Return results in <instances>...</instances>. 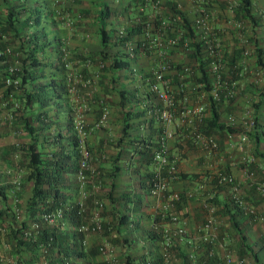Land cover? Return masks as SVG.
<instances>
[{
  "label": "trees",
  "instance_id": "1",
  "mask_svg": "<svg viewBox=\"0 0 264 264\" xmlns=\"http://www.w3.org/2000/svg\"><path fill=\"white\" fill-rule=\"evenodd\" d=\"M74 1L76 3V0H0V49L8 44L13 46L11 54L0 55V108L9 116L7 120H4L5 125L15 135V140L4 147V151H6L1 157L2 159H7L11 169H16V174L19 175V179L21 178L19 186H21L22 182L28 185V194L22 201V204L18 205V202H16L17 208L20 209L18 216L14 217L13 212L11 217L6 216L4 212L9 208L6 207L4 211L3 208H0V225L5 224L7 228L2 241H5V239L6 241L7 239L11 241V245H9L12 247L8 252L15 256L14 264H65V261H69L70 264H76V260H84L87 256L98 254L97 245L91 244L88 248L81 246L80 240L82 234L74 229L83 222V218L76 212L78 206L74 202L78 192V185L73 178V174L78 165L79 153L76 148V137L72 127L73 101L66 89V71L68 67H71L73 70L79 68L77 72L83 78H88L92 74L87 68L89 64L96 65V62L99 60L105 62V64L107 62L108 65L98 72V78L95 83L96 87H100L102 90L106 84L107 76L103 73L105 69L108 68V70L113 72V69L126 67L127 61L121 56L122 53H118L117 48L118 46L122 47L123 42L131 36L140 34L141 25L143 24V20H145L147 10L145 9V13L139 16L136 6L137 4L144 3L145 0H127L121 6V12L124 13L132 8L135 14L130 19V22L123 25L125 30L124 35L117 37V29L110 31L105 29V20L110 11L107 4L101 3L96 12V22L94 24L101 49L97 52L86 50L71 51L66 44L64 45L58 35H50L46 27H53V25L56 26L57 24L66 26L65 21L67 19L71 22L70 26H68L70 30L73 27L83 26L81 22L90 19L91 15L89 12L86 13V9L84 10L85 13L81 11L78 15L72 12L70 5ZM78 2L80 3L81 1ZM208 2L213 4L218 3L217 5L225 8L228 1L208 0ZM235 3L231 18L242 22V24H249L252 30L248 34V31L246 32L245 29L246 26L243 24L242 28L233 31L232 35L239 38L238 31H240L243 32L248 41H252V52L254 53L256 70L264 71V15L253 12L250 0H235ZM162 8V14L156 20L158 24L162 21L166 22L167 18L176 15L175 12H177L174 10L175 4L169 1L164 2ZM89 15L90 17H88ZM181 15L183 22L187 24L185 25L187 28L186 33L190 38V42L185 48L181 47L180 44L174 45L176 49L173 46H169L172 47L170 52L178 51L187 54L185 61H181L176 65L170 62V65H173V69L175 70V73L170 77V84L176 86V84L180 85L179 83L183 82L187 85L192 84L197 93L202 91L208 92L211 88L212 79L211 74L207 70L210 57L205 53L203 49L204 45L197 40L195 31L189 27L188 18L184 13H181ZM166 23H169L167 25L168 28L173 27V23ZM175 25L177 26L178 24ZM89 27L80 29L82 32H86ZM2 35L4 36L3 38H1ZM137 46H140V44ZM169 47L166 48L169 49ZM161 50L164 51L163 49ZM232 51V57L224 53L225 73L221 76L226 83L231 80L236 81L235 93L226 100L222 98L224 90L220 93L219 100H214L209 95L205 97L204 102L206 105L203 116L199 121L195 122L196 130H199L203 134H218L233 131H238L239 134L240 132L238 125L236 128H232L231 124L223 122L226 113L230 112L236 118L240 114H235L233 112L235 109L233 108L236 105L234 103L236 97L242 93L238 91V82L240 79L246 77L245 73L240 72L241 66H237L236 64L239 52L241 51L240 47L233 48ZM63 52L67 54L65 58L63 57ZM143 52L146 51L144 50ZM13 59L18 62L17 69L13 73L8 74L6 66L12 63ZM182 65L190 67L191 72L179 80L178 74ZM6 75L10 77L17 76L19 78V86L17 88L4 86L2 79ZM112 81L117 82V78L115 80V78L111 77V83H113ZM186 84L185 88H187ZM180 88H183L182 84ZM134 89L126 91L123 88H117L116 93L122 106L125 100L134 99L136 95V89ZM251 89L256 91V85H251L247 90L251 92ZM258 91V100L256 103H252L250 107L254 126L246 133L247 137L254 140H257L258 133L256 111L261 106H264V91L261 88ZM179 93L180 95L175 96V98H180L183 92L180 91ZM103 96L91 95L86 97L88 105H90V101L93 102L92 108L93 106L96 108L97 117L100 113L101 102L104 101ZM144 99L150 103L147 108L124 113L125 118L123 120L125 125L120 130V137L116 141V144L122 146L123 137L126 136L125 131L129 125L127 123L129 114L137 118L138 121L141 117V124L146 123L150 129L154 127L153 132L147 138H129L126 143L130 144L133 150H138L137 153L140 155L139 164L143 163L147 166L151 163L152 151L157 148V141L162 126L160 120L153 113L149 112L148 115L146 113L151 106L153 107L150 109L161 108L154 94L147 89V85H145ZM1 100L6 102L4 106H2ZM85 144L87 146V142ZM138 146L140 147L139 149H137ZM87 149L90 150L88 146ZM244 164L251 171V162ZM5 168L8 169L7 167ZM222 172L229 173L227 170ZM98 176H100V171ZM174 176L180 179L196 178L197 174L188 175L176 172ZM138 177V187L142 189L144 194H148L152 178L151 170L146 168L143 173L138 174ZM211 182L216 187L220 189L222 187L229 192L226 193L225 198L221 201L213 197L211 204L215 206V214L220 213L237 234V258L239 260L246 257L249 258L250 262L248 264H264L260 262L253 248H249L247 236L243 233L242 229V222L255 221L252 220L250 214H245L234 201L228 185L217 184L215 174ZM7 186L8 184H0V205H4L6 202ZM251 186L255 190L254 186ZM96 196L100 198L98 195ZM259 197L263 199L261 196ZM120 198L125 199L128 196L124 193L120 195ZM182 199L183 196L179 197L178 201L175 202L176 208L178 202ZM57 207L63 208V223L60 226L41 223L34 233L29 230L30 223L36 220L40 214ZM118 212L122 214L118 225L129 223L127 222L128 212L127 214L121 211ZM99 213L101 217L100 233L104 236L108 234V231L102 222L104 214L103 206ZM157 219L155 217L154 221L156 222ZM163 219L165 220V218ZM147 237L150 239L156 238L160 242L162 240L161 234L157 233L156 230H150L147 233ZM209 246V243L204 242L202 249L196 255L195 264L216 263V256L210 254ZM174 247V250H177L180 264H190L191 259H189L187 252L178 250V246ZM152 257H154L155 262L161 264V256L153 255ZM137 258L145 260L142 253H139ZM129 259L131 257L128 255L124 256L126 264H128Z\"/></svg>",
  "mask_w": 264,
  "mask_h": 264
},
{
  "label": "crops",
  "instance_id": "2",
  "mask_svg": "<svg viewBox=\"0 0 264 264\" xmlns=\"http://www.w3.org/2000/svg\"><path fill=\"white\" fill-rule=\"evenodd\" d=\"M78 1L81 2L79 3ZM176 1L180 4L182 13H184L188 19H191L193 17V12L189 7L188 0ZM226 1L229 2V0ZM126 2L127 0H76V3L74 1L70 5L72 12L78 15L81 11L85 13L84 10L86 9V13L89 12L91 15V17L90 15L88 16L91 20H83L81 22L83 26H77V28L73 27L71 30L68 26L58 24L56 26L53 25V27H46V29L50 35H58L64 45L66 44L71 51L86 50L97 52L101 49V46L99 45L94 24L96 22L95 15L100 4L104 3L109 7L110 14L105 20V29L110 31L127 24L130 22V19L134 17L135 13L132 8L130 9L133 11H129L130 9H128V11L124 13L121 12V6ZM250 2L254 13L264 15V0H250ZM212 9L214 15L213 27L220 40L223 53L232 57L231 53H233V48H238L239 46L241 49L236 64L237 66H241L240 72L245 73L246 77L240 79L238 82V91L242 93L235 99L234 103L236 105L234 104L235 106L233 109H235V111L233 112L235 114L242 113L244 109L251 111V104L256 103L258 100L257 94L259 88L264 91V71L256 70L254 53L252 52V41L246 40L245 43L247 44L248 52L245 55L242 53V48L246 45L242 43L243 40L232 35L234 30L227 20L229 16L226 6L223 8L217 5L216 8ZM244 24L246 26V32L248 31L247 33L250 34L252 29L249 24ZM84 27H89V29H87L86 32H82L81 29ZM140 37L141 34L131 36L127 45L122 44V47L118 46V53H122L121 56L127 61V65L124 68L113 69V72L108 70V68L105 69L103 73L107 77L105 81L106 84L102 90L95 85L93 89L86 90L85 92L83 91V93L91 91L89 92V96L96 95L101 97L104 95V102L106 101L108 109V115L103 125L94 127L92 124L96 120L98 114H96V108H94V106L92 108L93 102L90 101L89 109L91 107V110L87 112L86 118L87 124L90 127L86 142L87 146L90 148L89 151L92 157L91 164L95 169L100 171V182L102 183H100L98 187L100 188L99 191L97 189L95 194L98 195L102 201L104 211L102 222L108 231V234L104 236L99 232L85 234L86 248L91 244L97 245L101 238H105L113 246L114 253H116L114 264H126L124 260L125 255L131 257V259L128 260V264H158V262H155L152 255H154L153 253H155L157 248L159 249L160 241H157L156 238H148L147 233L150 232V230H156L157 233L162 235V230L166 225L169 228L175 227V225H182L184 233L188 236L187 240L184 239L186 242L198 238L199 232L197 231V227L204 219V206L207 203H211L213 197L218 201L223 200L228 192V190L226 191L222 187L221 189L216 187L211 182L213 175L219 171L222 172L227 170L234 176L240 196L258 209V212L262 214L264 218V200L257 195L256 191L253 190L251 186L252 181L264 180V106H261L260 109L256 111L258 117L257 140L247 137L245 141L239 142L238 131L218 134L213 133L218 143V149L216 151L203 150L194 145L191 141L185 139L184 133L193 127V123L188 121V119H181L179 115H176L167 126L173 133V137L167 142V147L176 163L177 171L188 175L197 174L196 178L180 179L174 177L169 182L168 189L177 193L179 197L183 196V199L178 202L176 208L178 223L168 224L159 213L160 205L163 200L144 194L142 189L138 187V174L143 173L146 168L151 169V165L146 166L143 163L140 165L138 162L140 160V155L137 153L138 150H133L131 145L126 143V141L132 137L136 139L147 138L151 132H153L154 127L151 129L148 128L146 123L141 124V117L138 121L137 118L129 114V117H127V123L129 125L125 131L126 136L123 137L122 146L116 144V141L120 137V130L125 125L123 120V118H125L124 113L142 110L150 105V103L144 99L145 84H140L136 76L130 72V69L135 68L137 74H147L152 68L160 65L163 60H166L168 68L163 71V74L170 79L172 74L175 73L173 65L171 66L170 62L176 65L187 59V54L178 51L170 52L172 47L168 49L165 48V45H161V49L164 50V57L158 55V53L154 51L143 52L140 46H137ZM234 39H236L237 42ZM131 48L133 50V55L130 54ZM106 65H108L107 62L105 67ZM87 68L89 72L93 73L101 71L98 70L99 68L95 64H89ZM78 70L79 68L75 69V71ZM190 72L191 69L189 73ZM111 77L115 78V80L117 78V82L112 81L113 83H111ZM253 84L256 85L257 90L254 91L251 89V92L248 91L247 89ZM115 86H117V88H123L126 91L135 88L136 95L134 99L125 100L122 106L118 99L116 93L117 88H115ZM169 88L171 90H169V92L173 94L172 96L174 98L180 95L175 85L170 84ZM182 92L180 98H175L176 102H181L185 98L189 105L196 102L198 93L192 84L187 85V88ZM159 103L160 107H162V102ZM240 110L242 111L240 112ZM146 113L147 115L149 114L147 111ZM240 115L241 114L237 116L235 125L231 124L232 128H236L237 119ZM4 120H7V115L0 108V184L2 185L8 184L13 175L4 174V171L9 173V170L5 168L8 163L5 162L6 159L2 160L1 156L6 151H4V147L15 140V135L12 134V131L8 130L9 128L6 127ZM223 122L225 124H230L225 120ZM246 162H251L252 167L251 171H249L252 172V177L247 176L245 173V171L248 170L244 164ZM20 185L21 186L12 193L11 186L8 184L7 187L9 191H6V204L0 205L3 211L6 209L5 207L12 208L9 203L11 199L9 196L10 194L16 196L21 201L27 196L28 185L24 182ZM124 193L128 198L121 199L120 195ZM118 211L125 214L128 212L127 222L129 223L118 225V221L122 215ZM4 213L6 216H12L8 211ZM155 217L158 218L156 222L154 221ZM215 227V230L218 229V233H220V230L224 229V227H227V230L232 229L220 213L215 214ZM242 229L243 233L248 237L247 242L249 248H253L260 262L264 263V225L258 222L256 223V221H244L242 222ZM8 240L9 239L6 241L5 239V241L3 240L0 242V255L3 256V259L0 260V264H14L15 256L8 252L12 247H10L11 241ZM172 244H176V246L179 247L178 250L186 252L184 243H182L181 240L176 243L173 241ZM139 253L144 255L145 260L137 258ZM188 256H191V254H188ZM76 262V264H109L103 262L98 254L87 256L86 259L76 260ZM160 263L180 264L179 260L173 262L161 260ZM190 264H194V260H190Z\"/></svg>",
  "mask_w": 264,
  "mask_h": 264
},
{
  "label": "built area",
  "instance_id": "3",
  "mask_svg": "<svg viewBox=\"0 0 264 264\" xmlns=\"http://www.w3.org/2000/svg\"><path fill=\"white\" fill-rule=\"evenodd\" d=\"M169 1L175 4L176 15L167 18L166 22L173 23V27L168 28L165 21L158 22L156 21L159 15L162 14L161 9L163 3ZM189 7L193 12V17L188 19L189 27L195 31L197 40L200 41L204 47L205 53L210 57L207 70L211 74V88L208 92L198 93L196 102L193 104H187L186 98L181 102H176L175 98L169 92L170 88V79L163 74V71L168 68L166 60H163L160 65H157L155 68H152L147 75L137 74L135 68L130 69L140 84L144 83L147 85V89L154 94L155 98L162 102V107L160 109H148V112L153 113L158 120L161 122L162 130L158 137L157 148L152 151L151 159V172L152 178L148 190V195L158 199H162L163 202L160 205L161 216L165 218L168 224L178 223V216L176 213L175 202L178 201L179 195L168 189L169 182L175 177L174 174L177 171L175 161L170 155L167 147V142L173 137L172 130L168 129V125L174 119L176 115H179L181 119H188L193 123V127L184 133L186 140L191 141L197 147L207 150V151H216L218 149L217 139L213 134H203L195 128V122L199 121L203 116L206 103L203 101L207 95H209L214 100H219L220 93L224 90L223 97L226 100L232 94L235 93L236 81L231 80L230 82H225L222 79V74L225 73L224 65V53L221 47L220 40L217 37L215 29L213 27V11L209 8L208 0H188ZM235 0H229L227 2V12L228 18L232 29L237 31L242 28V22L233 20L231 18L233 8L235 6ZM137 13L139 16L145 13L147 14L143 24L141 25V37L139 38L140 48L142 51L148 52H157L158 55L164 57V51L161 50V45L166 47L174 46L180 44L181 47L185 48L190 42L189 36L186 33L185 22L181 18L182 11L180 10V4L176 0H145L144 3L137 4ZM70 20L65 21L66 26H70ZM175 24H178L177 26ZM176 26V27H174ZM124 26L117 28V37L124 35ZM239 38L243 40V44L246 46L242 48V53L245 55L248 52L246 42V36L243 32L238 31ZM4 36L2 35L1 38ZM129 43V39L123 42L124 45ZM13 46L11 44L4 45L0 49V55L11 54ZM130 54L133 55L132 48L130 49ZM67 56L66 52H63V57ZM17 60L13 59L12 63H9L6 66V71L8 74L13 73L17 68ZM98 70H101L105 66V62L97 61L96 62ZM66 89L68 94L72 98V127L75 133L76 148L79 153L78 165L73 174V178L78 185V192L74 199V202L77 204L78 209L76 212L81 215L83 222L77 225L74 229L77 232L82 234L80 244L83 248H86V239L85 234L90 232H99L101 231V217L100 210L102 208V201L95 194V191L98 189L100 184L99 171L93 167L91 164L92 157L90 151L86 146V139L90 132V127L87 125L85 120V113L89 110V105L86 101V97L89 96V92L83 93L86 90H91L95 87V83L98 78V72L93 73L88 78H83L79 72L73 70L71 67L67 68L66 71ZM189 73V68L187 66H181L179 75V80ZM2 84L4 86H12V88H17L19 86V78L17 76L10 77L8 75L3 76ZM176 84L177 91H183L185 84L183 82ZM181 84L183 88L181 87ZM171 91V90H170ZM207 93V94H206ZM87 95V96H86ZM0 99H1V89H0ZM6 102L1 100L2 106ZM16 106V105H13ZM179 108V109H178ZM108 109L104 102H101V108L99 116L96 118L92 124L94 127H100L103 125L107 117ZM241 115L237 119V125L240 127V132L238 134L239 142L246 140V133L249 132L254 126V120L252 118V113L248 109H244ZM9 118V116L7 115ZM229 123L235 125L236 117H228ZM140 147L138 146L137 149ZM246 175L252 177V172L249 170L245 171ZM217 184H225L229 186V191L231 197L238 204L241 210L245 214H250L252 220L256 221L258 218L254 214L253 210L246 206L245 201L238 195V186L236 184L235 178L231 173H223L221 171L215 174ZM19 175L13 176L9 180V185L11 186V192L13 193L19 187ZM88 184V187H87ZM254 186L255 191L259 196L264 199V181H252L251 183ZM9 191V189H8ZM12 208L6 209V212L13 214L14 217L18 216L20 209L17 208L16 202L18 199L14 195H9ZM69 208V206H67ZM6 208V207H5ZM205 215L203 221L197 227L199 232L200 242H207L213 244L215 238V206L211 203H207L205 206ZM13 212V213H12ZM159 212V213H160ZM63 208L57 207L53 210L42 213L38 216L36 220L30 223L29 230L33 233L38 228L41 223L60 226L63 223ZM62 221V222H61ZM7 232L5 224L0 225V242ZM28 233V232H27ZM26 234V233H25ZM184 234V229L182 225H175V227L169 228L167 225L162 230L161 242L163 251L168 250L172 245V240L175 239V236H181ZM98 254L101 256L104 262L109 264H114V248L113 246L105 239L101 238L97 244ZM210 254H213L212 249L209 250ZM165 252L161 255L165 262L168 261L164 259ZM3 259V256L0 255V260ZM215 264H230L231 256L228 253L222 254L220 257H216ZM243 263L242 260H239L238 264ZM65 264H70L69 261H65Z\"/></svg>",
  "mask_w": 264,
  "mask_h": 264
},
{
  "label": "rangeland",
  "instance_id": "4",
  "mask_svg": "<svg viewBox=\"0 0 264 264\" xmlns=\"http://www.w3.org/2000/svg\"><path fill=\"white\" fill-rule=\"evenodd\" d=\"M209 8L213 11L212 8H216L217 5L216 4H212L209 2L208 4ZM104 102V101H103ZM106 104V101L104 102ZM90 111V109L88 110ZM87 111V112H88ZM87 112L85 113V120L87 118ZM108 115V113H107ZM231 116H234V114L232 113H226L225 114V121L226 122H229V119L228 117H231ZM235 117V116H234ZM87 122V121H86ZM88 125V124H87ZM3 160V159H2ZM6 163L7 162V159L5 160ZM8 166V167H7ZM7 168L9 170V173H6L4 171V174H12L13 176L17 175V171L11 169V167L9 166V164H7ZM4 168V167H3ZM21 179V178H20ZM238 195L240 196L239 194V191H238ZM242 198L243 201H245L243 199L242 196H240ZM19 200V198H17ZM263 200V199H262ZM246 202V201H245ZM6 203H4L5 205ZM21 205L22 204V201L19 200L18 202V205ZM246 206H248L249 208H251L254 212V214L257 216V220H256V223L258 222L259 224H263L264 225V218H263V215L260 214L258 212V209H256L252 204H250L249 202H246L244 203ZM3 207V206H2ZM225 229V230H224ZM224 229L220 230V233H218V229L215 230L214 232V241H213V244H209L210 246V249H212L214 255L216 257H220L222 254H225V253H228L230 256H231V263L230 264H238L239 262V259L237 258V240H238V237H237V234L234 230H227V227ZM181 238V239H180ZM176 239V240H175ZM175 239L172 240V242L174 241V243L176 242H181L184 243V247L186 249V252L187 254H191V256H188L191 260H196V255L200 252V250L202 249V245L204 244L200 242V236H198V238L194 239V240H190L189 242H186L185 240L188 239V236L184 233L183 235L181 236H175ZM179 239V240H178ZM185 239V240H184ZM248 239V237H247ZM194 243V244H192ZM174 246H176V244H172L168 250L166 249V251H163L162 249V245L159 244V249L157 248V250L155 251V253H153L154 255H159L161 256L163 254V252H165V255H164V259L166 258L168 261H175V260H179L178 259V255H177V250H174ZM172 247V248H171ZM179 249V247H178ZM116 253H114V258L116 259ZM153 256V255H152ZM162 257V256H161ZM163 258V257H162ZM243 263L244 264H248L250 262L249 258H244L242 259ZM195 264V263H194Z\"/></svg>",
  "mask_w": 264,
  "mask_h": 264
}]
</instances>
